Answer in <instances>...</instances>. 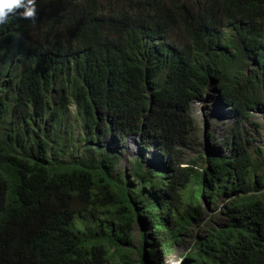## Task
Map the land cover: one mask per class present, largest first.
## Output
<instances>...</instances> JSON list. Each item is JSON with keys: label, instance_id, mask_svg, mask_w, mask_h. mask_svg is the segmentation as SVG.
<instances>
[{"label": "trees", "instance_id": "1", "mask_svg": "<svg viewBox=\"0 0 264 264\" xmlns=\"http://www.w3.org/2000/svg\"><path fill=\"white\" fill-rule=\"evenodd\" d=\"M23 11L0 24V264H166L203 200L231 192L229 219L184 262L264 264L253 156L264 148L251 151L236 122L231 156L183 166L181 153L193 103L213 89L239 121L264 108V0H39L34 18ZM128 136L142 153L122 173L108 147ZM154 145L165 169L145 165Z\"/></svg>", "mask_w": 264, "mask_h": 264}, {"label": "rangeland", "instance_id": "2", "mask_svg": "<svg viewBox=\"0 0 264 264\" xmlns=\"http://www.w3.org/2000/svg\"><path fill=\"white\" fill-rule=\"evenodd\" d=\"M210 94H205L204 97L196 100L193 103V107L189 112L191 120V130L187 141L188 146L182 147L181 153L183 156V166L189 164L191 159L198 158L200 163L207 166L204 158H207L210 154L217 156H231L233 154V142H228L227 136L232 133V129H235L237 123L241 131L244 133V137H248L253 142L251 143L250 150L257 147L264 148V108L260 107L252 112L251 120L239 121L235 114L221 104L220 96L215 89ZM74 106H72V109ZM257 123L258 126L253 123ZM72 125H76L74 119H71ZM241 125V126H240ZM77 134V132H75ZM208 133L210 136H208ZM138 136H128L123 141L109 144V150L121 151V158L118 163L119 172H126L130 170L131 162L139 154L142 153V147ZM156 146H152L151 149L145 152V165L164 168V160L156 157L154 154ZM255 160L259 163H263L261 168V174H264V153L259 157L256 153H253ZM201 157V158H200ZM197 184L192 182L187 190V193L195 191ZM235 196V193H224L218 197L214 204L208 202H202V213L193 220L189 233L184 236L183 243L175 247V252L168 256L164 263L166 264H185L184 260L190 251L194 248L197 241H202L207 236L208 230H212L229 219L227 213V204ZM141 222L134 228L133 245L138 247L141 242V233L143 232ZM150 244L147 243V247ZM138 259L135 255V260ZM141 264V263H137Z\"/></svg>", "mask_w": 264, "mask_h": 264}, {"label": "clouds", "instance_id": "3", "mask_svg": "<svg viewBox=\"0 0 264 264\" xmlns=\"http://www.w3.org/2000/svg\"><path fill=\"white\" fill-rule=\"evenodd\" d=\"M18 8L24 9L22 13L23 16L27 18H34L36 12L38 13L39 0H0V24L6 23L9 19V15L14 13ZM213 82L216 83L215 80H213ZM218 96H220L221 98L220 93H218ZM220 102L222 105H224V100L221 99ZM225 107L228 109L227 106ZM235 117L237 118L236 115ZM164 169H165V165H164Z\"/></svg>", "mask_w": 264, "mask_h": 264}]
</instances>
